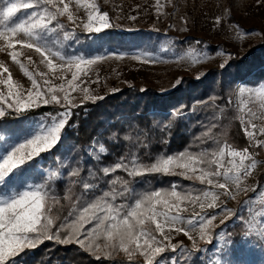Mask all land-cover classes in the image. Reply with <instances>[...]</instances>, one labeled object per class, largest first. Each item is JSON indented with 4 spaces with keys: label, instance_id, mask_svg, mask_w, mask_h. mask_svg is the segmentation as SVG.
I'll return each mask as SVG.
<instances>
[{
    "label": "trees",
    "instance_id": "1",
    "mask_svg": "<svg viewBox=\"0 0 264 264\" xmlns=\"http://www.w3.org/2000/svg\"><path fill=\"white\" fill-rule=\"evenodd\" d=\"M60 26L59 37L71 31ZM157 36L162 34L154 29L127 32L110 20L100 32L79 33L63 51L56 50L67 56L157 53ZM172 45L181 54L206 43L188 38ZM208 47L212 54L218 50ZM263 82L264 42L196 79L182 77L169 92L130 85L70 108L58 142L14 170L18 182L29 175L45 185L47 197L38 227L2 264H264V244L246 236L249 215L244 212L216 229L208 227L205 233L213 240L203 243L205 250L177 243L149 258L119 255L120 247L142 231L147 241L156 236L152 209L165 210L208 189L205 179L184 166L192 163L202 173L214 174L224 144L248 149L239 113L229 104L238 84L255 87ZM66 110L47 105L25 113L10 111L0 117V131L20 138L30 133L32 120ZM263 185L264 170L245 199ZM220 230H225L222 247L216 243Z\"/></svg>",
    "mask_w": 264,
    "mask_h": 264
},
{
    "label": "rangeland",
    "instance_id": "2",
    "mask_svg": "<svg viewBox=\"0 0 264 264\" xmlns=\"http://www.w3.org/2000/svg\"><path fill=\"white\" fill-rule=\"evenodd\" d=\"M110 20L127 32L159 31V52L107 51L91 56L59 52L79 33L100 32ZM60 25L71 31L59 37ZM188 38L202 39L206 45L175 52L173 41ZM263 42L264 0L0 3V117L47 105L67 109L32 120L30 133L20 138L0 131V264L23 247L28 234L38 227L47 197L45 185L29 175L18 182L14 170L58 142L70 108L130 85L169 92L182 77L196 79L203 71L223 67L232 57H245ZM209 45L217 47V52L212 54ZM229 106L239 113L248 149L224 144L216 155L214 174L202 173L192 163L184 166L205 179L208 189L199 197L179 199L165 210L152 209L149 217L156 236L147 241L142 231L120 247L121 257L149 258L177 243L205 250L203 243L213 240L206 229H216L241 212L249 215L246 236L264 244V185L245 199L264 170V82L255 87L238 84ZM224 232L217 233L218 247L225 243Z\"/></svg>",
    "mask_w": 264,
    "mask_h": 264
}]
</instances>
